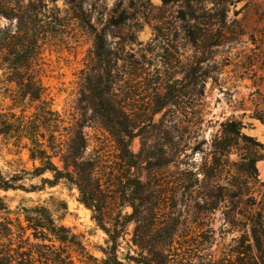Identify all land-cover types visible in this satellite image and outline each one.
Wrapping results in <instances>:
<instances>
[{
	"label": "rangeland",
	"instance_id": "1",
	"mask_svg": "<svg viewBox=\"0 0 264 264\" xmlns=\"http://www.w3.org/2000/svg\"><path fill=\"white\" fill-rule=\"evenodd\" d=\"M6 1L9 6L4 10L10 16L15 14L14 5L29 2ZM121 1L104 0V7L110 12ZM220 2L218 5L215 0H203L207 17L225 12L224 24L218 26L225 35L221 45L211 46V40H207L208 48H202L204 43L197 46L189 37L190 32H202L201 27L194 29L197 24L193 20L182 18L181 11H188L183 0H126L127 19L117 27L108 26V16L95 13L93 23L99 31L105 29L111 53L110 63L101 65L95 55L94 35L75 17L68 1H38L44 35L37 68L52 109L62 121L52 129L58 130L64 144L75 131L83 132L84 158L93 163L98 190L86 197L89 206L82 202L79 190L64 180L52 188L44 186L42 191H0L12 218L22 219L23 207L46 204L55 219L79 236L89 253L99 260L105 258L102 249L108 243L102 225L123 231L119 257L127 264L129 255L139 253L132 243V208L123 194L131 173L150 185L152 204L145 218L157 227L151 240L170 245L174 261L248 264L254 258L251 224L236 214L244 208L239 203L241 199L247 202L249 196H231L235 191L230 184L234 171L244 162L242 157L254 159L257 189L261 190L256 195V205L264 201V123L255 117L256 111L264 113V0ZM1 21L8 23L5 17ZM102 69L99 92L105 94L110 89L113 101L137 126L130 150L139 157L132 167H128L130 157L118 138L92 110L91 100L97 96L90 89ZM0 75L1 80L7 79L2 71ZM204 76L207 79L203 85ZM8 105L6 100L5 108ZM15 112L17 117L30 121L35 108ZM189 113L193 120L187 131L184 123ZM232 121L240 123L241 133L262 148L246 141V150L234 149L227 158L236 165L232 172L203 181L202 168L212 161L213 145ZM25 142L14 132L0 135V170L8 179L21 177L19 185L43 187L41 177L31 175L34 165L23 148ZM171 147L177 148L178 158L165 165V153ZM53 161L63 169L60 155L53 154ZM219 187L227 188V194L218 199L216 210H208L204 199L211 191L218 193ZM51 195L67 204L66 213L58 210L60 203L50 202ZM234 204L238 205L236 221L231 218ZM261 221L259 235L264 231ZM74 260L80 264L78 257Z\"/></svg>",
	"mask_w": 264,
	"mask_h": 264
},
{
	"label": "trees",
	"instance_id": "2",
	"mask_svg": "<svg viewBox=\"0 0 264 264\" xmlns=\"http://www.w3.org/2000/svg\"><path fill=\"white\" fill-rule=\"evenodd\" d=\"M39 0H29L25 5L19 4L14 9L15 14L10 16L4 9L8 8L6 0H0V72L6 75V80H1L0 75V135L14 132L20 140H26L23 148L30 154L33 162L34 171L31 173L33 178L41 177L42 186L32 185L30 188L19 185L17 182L22 180L19 176L10 179L6 178L0 170V191L24 190L26 192H36L44 190V186L50 188L59 185L62 180L66 184L75 186L81 196L82 202L89 206V199L86 197L98 190V185L94 178V167L91 160L84 158L86 150V139L83 132L75 131L67 144H64L61 134H57L58 123L62 122L57 112L52 109L51 100L48 99L46 90L41 82L38 71V60L40 56V41L44 34L41 27ZM71 6L75 17L88 29L95 37V55L101 65L110 63V50L105 39L103 28L99 31L93 23L95 13L107 17L108 26L117 27L124 22L126 12L124 5L126 0H122L114 10L107 12L104 7V0H67ZM165 3L168 0H164ZM188 11H181L184 20H193L197 24L194 29H200L201 35L190 32L189 37L199 46L207 40H211V46H220L221 39L225 36L218 29L219 25L224 24L225 12L217 13L213 16H206V9L203 0H183ZM221 0H215L220 5ZM90 7V8H89ZM102 10V11H101ZM93 11V12H92ZM107 14V15H106ZM5 17L8 23H2ZM209 18V21L207 19ZM99 24L101 19H97ZM217 28L216 33L214 30ZM103 69L98 72L96 82L92 85V93H96L95 99L91 100L92 110L96 111L102 118L104 125L109 131L118 138L120 146L130 157L128 167L137 165L136 160L139 155L131 152V141L137 135V126L132 122L130 116L113 101L110 89L101 94L103 84ZM207 77L204 76L202 84L206 83ZM109 87V86H108ZM110 88V87H109ZM9 96L5 95L8 94ZM9 100V105L5 108V102ZM34 106L35 112L33 120L25 121L17 117L15 110L20 109L25 113L28 108ZM191 113L185 115V129L190 131L192 128ZM255 117L264 123V113L257 112ZM43 124L45 126H43ZM240 123L232 121L224 131L221 138L217 139L213 145L212 161L206 163L202 168L204 175L203 181L219 179L224 172H232L236 167L228 161L232 150H246V141L255 143L262 148V145L253 141L252 138L244 135L240 131ZM45 129V132H42ZM47 133V135H46ZM127 140V142H126ZM178 150L171 147L165 153V165H171L178 158ZM53 154L60 155L64 164L60 169L53 161ZM243 158L242 166L233 173V183L230 188L235 191V197L249 196L248 201L239 202L244 208L238 213V205H233V221L235 213L248 220L252 227L255 241V251L248 264H264V231L259 230L262 219L264 221V201L256 205V195L261 190L257 189L258 179L255 167L256 160ZM39 162V165H37ZM230 167V168H229ZM30 174L26 170L23 171ZM50 174L52 177H43ZM128 183L123 189L124 197L128 205L132 208L129 215V223L134 227L132 243L139 249L137 256L129 255L130 260L127 264H190L183 260L174 261L169 253V246L166 243H154L151 236L156 230L152 221L145 218L150 211L152 204V191L147 182H143L140 177L130 173ZM199 181V180H198ZM264 186V183H261ZM232 190L230 192H232ZM227 188H218V193L213 191L207 193L205 205L208 210H216L218 199L223 193L227 194ZM50 202H58L61 207L59 211L67 212V204L51 195ZM250 201V202H249ZM22 219L12 218L11 209L6 205L3 197L0 196V264H77L74 257H78L80 264H88L85 258L95 264H124L119 257V239L123 231H112L102 225L103 230L108 235L107 247L102 249L104 259H97L87 250L83 240L65 227L60 221L56 220L53 212L46 204H38L23 207ZM246 211V214H245ZM232 221V222H233ZM150 237V238H149Z\"/></svg>",
	"mask_w": 264,
	"mask_h": 264
}]
</instances>
